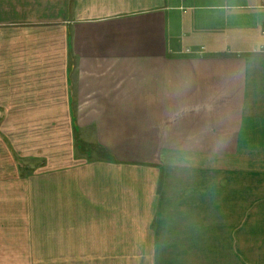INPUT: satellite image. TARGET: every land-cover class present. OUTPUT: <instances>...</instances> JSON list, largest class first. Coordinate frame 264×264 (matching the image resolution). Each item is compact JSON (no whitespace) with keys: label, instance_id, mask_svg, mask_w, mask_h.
I'll return each mask as SVG.
<instances>
[{"label":"crops","instance_id":"crops-1","mask_svg":"<svg viewBox=\"0 0 264 264\" xmlns=\"http://www.w3.org/2000/svg\"><path fill=\"white\" fill-rule=\"evenodd\" d=\"M34 259L264 264V0H0V264Z\"/></svg>","mask_w":264,"mask_h":264},{"label":"rangeland","instance_id":"rangeland-1","mask_svg":"<svg viewBox=\"0 0 264 264\" xmlns=\"http://www.w3.org/2000/svg\"><path fill=\"white\" fill-rule=\"evenodd\" d=\"M95 153H96V151H95ZM35 260V259H34ZM39 260H42V263H39ZM38 264H43V259H36L35 260Z\"/></svg>","mask_w":264,"mask_h":264}]
</instances>
